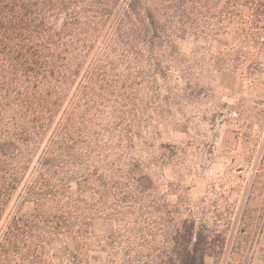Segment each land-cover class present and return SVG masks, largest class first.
<instances>
[{"label": "trees", "instance_id": "16d2710c", "mask_svg": "<svg viewBox=\"0 0 264 264\" xmlns=\"http://www.w3.org/2000/svg\"><path fill=\"white\" fill-rule=\"evenodd\" d=\"M235 28L256 61L264 0H0V223L21 186L33 206L0 234V264H205L182 230V252L139 253L94 220L110 223L122 200L115 170L135 174L130 213L139 184L152 189L137 162L119 164L134 148L141 83L167 77L165 51ZM116 59L136 65L117 70Z\"/></svg>", "mask_w": 264, "mask_h": 264}, {"label": "rangeland", "instance_id": "374dc122", "mask_svg": "<svg viewBox=\"0 0 264 264\" xmlns=\"http://www.w3.org/2000/svg\"><path fill=\"white\" fill-rule=\"evenodd\" d=\"M236 30L219 41L165 51L160 91L142 80L134 148L119 164L137 162L139 179L148 175L152 189L142 192L139 184V215L130 213L135 174L115 170L126 193L110 211V223L94 220L95 231L113 229L115 241L134 251L139 246V253H179L182 245L174 241L182 230L197 242L190 249L205 264H264V46L253 61V42ZM114 65L136 64L116 59ZM32 207L21 186L4 210L0 234L15 214Z\"/></svg>", "mask_w": 264, "mask_h": 264}]
</instances>
